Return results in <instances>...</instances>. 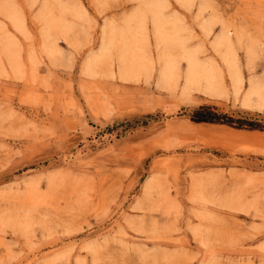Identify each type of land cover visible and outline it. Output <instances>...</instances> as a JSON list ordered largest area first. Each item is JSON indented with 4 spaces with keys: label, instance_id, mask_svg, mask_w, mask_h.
<instances>
[{
    "label": "rangeland",
    "instance_id": "rangeland-1",
    "mask_svg": "<svg viewBox=\"0 0 264 264\" xmlns=\"http://www.w3.org/2000/svg\"><path fill=\"white\" fill-rule=\"evenodd\" d=\"M0 264H264V0H0Z\"/></svg>",
    "mask_w": 264,
    "mask_h": 264
},
{
    "label": "bare ground",
    "instance_id": "bare-ground-1",
    "mask_svg": "<svg viewBox=\"0 0 264 264\" xmlns=\"http://www.w3.org/2000/svg\"><path fill=\"white\" fill-rule=\"evenodd\" d=\"M136 10V9H135ZM152 12H153V10H152ZM136 13H138L139 14V12H135L134 14L136 15ZM134 20V18L133 17H131V18H129L128 17V19H126L124 22H126V23H129V22H132ZM152 22V25H153V32H154V35H155V38H156V40H158L157 42L158 43H160V42H162V41H164V39H165V41H169V40H171L170 38H168V39H166V35H165V32H163L162 30H163V23L161 22V18H160V15L158 14V13H154L153 14V16H152V20H151ZM163 21V20H162ZM166 24V23H165ZM170 26V25H169ZM165 28V27H164ZM170 30V29H169ZM167 31V30H166ZM167 33H168V31H167ZM174 33V32H173ZM168 36L170 35V34H167ZM174 35V34H173ZM172 36V35H171ZM165 37V38H164ZM170 37V36H169ZM176 37V36H175ZM224 39H226V37L225 36H223L221 39H220V41L219 42H221L222 40H224ZM228 40V39H227ZM165 43V42H164ZM163 43V44H164ZM167 43V42H166ZM167 45H169L168 43H167ZM167 45H166V47H167ZM193 53V52H192ZM166 55V54H165ZM189 55V54H188ZM191 55V54H190ZM189 55V56H190ZM192 56V55H191ZM194 56H192V58L190 57L189 58V61H190V64H191V67H190V72H189V76H190V78H192V79H194L198 74H196V71L197 70H200L201 68H204V67H202L201 66V68H199V65L197 66L196 65V57H194ZM171 63H167V66L168 65H170ZM202 71V70H201ZM206 75H202L201 77H205Z\"/></svg>",
    "mask_w": 264,
    "mask_h": 264
}]
</instances>
